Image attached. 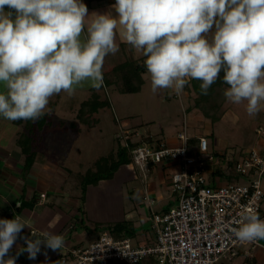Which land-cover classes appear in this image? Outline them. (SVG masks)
Instances as JSON below:
<instances>
[{"label":"clouds","instance_id":"obj_1","mask_svg":"<svg viewBox=\"0 0 264 264\" xmlns=\"http://www.w3.org/2000/svg\"><path fill=\"white\" fill-rule=\"evenodd\" d=\"M111 8L116 15L94 12L89 22L83 0H0V117L35 122L50 112L54 95L85 85L99 92L105 57L119 50L118 25L145 57L153 93L180 95L195 79L208 95L223 72L229 102H247L249 116L262 110L264 0H115ZM236 225L238 241L264 240L258 214L245 211ZM26 226L20 216L0 219V264H16L24 252L35 259L42 242L53 251L64 247L60 234L21 236ZM18 238L26 247L11 256Z\"/></svg>","mask_w":264,"mask_h":264},{"label":"crops","instance_id":"obj_2","mask_svg":"<svg viewBox=\"0 0 264 264\" xmlns=\"http://www.w3.org/2000/svg\"><path fill=\"white\" fill-rule=\"evenodd\" d=\"M98 1L83 0L90 14L87 18L89 22L93 19L91 14L94 12H112L113 15H116L114 9L111 8V5L115 4V0ZM120 27L122 26L118 25L117 29ZM115 42L119 48L118 53L116 52L118 58L116 61L106 63L103 68L112 62L129 58L131 53L136 54V51L138 52L137 49L128 45L122 38L118 40L116 36ZM140 57H143V55ZM135 58L138 57L132 59ZM88 88L90 96L93 88ZM55 104L53 102L49 103L50 112L48 115L50 118L48 119L64 121L63 119L53 118ZM101 108L103 107L99 109ZM70 121L72 120L64 121L66 124L62 128L54 129L49 128L48 123H44L39 127L35 124L36 122H33L36 138L32 139L31 135L30 145H33L32 141H34L37 148L34 150L32 163L28 169L23 168L25 153L22 152L21 146L16 141H5L0 144V219H14L15 216H20L28 225L22 230L21 236L23 237L44 239L45 233L63 235L65 244L60 250L53 251L42 242L40 252L34 263L36 260L43 263L46 259L51 262L58 254L63 253L74 245H87L90 243L98 233L95 232L93 239L90 240L88 238L89 233L93 232L82 228L81 224L79 225L80 222L90 228L94 225H99L101 229L107 224L126 219L134 227V233L130 237L134 243H152L155 237L151 227V212L165 210L175 202V195L170 189L169 177L171 172L178 169V166L172 161L151 163L143 173L130 162V167L122 164L110 178L100 179L95 184H87L83 205L79 211L80 201L77 197H74V188L71 187V184L69 185L70 173L63 171L65 168L70 172L71 170L59 165V162L56 163L55 158H52V156L54 152H58L54 149H58L59 143L63 142L66 145L69 143L67 137H64L65 132L71 137L69 139L74 140L78 138L82 129L93 128L98 122L92 126L76 123V126L72 127L69 124ZM13 122L12 124H16L19 127L20 123L25 121ZM18 127L15 129L17 131L15 136L19 137L20 133H18V130L20 129ZM134 133L139 135L137 130ZM198 136H202V134L194 136L195 139ZM141 137H148L156 142L163 140L161 135L151 133ZM48 139L51 143L46 146L45 142ZM168 143L177 144L178 140L169 141ZM217 159H219L218 162H208V171L211 177L218 176L224 181L227 179L226 177L232 175V170L222 165L225 162L223 155L222 157L218 156ZM125 167L132 168V170ZM134 181L139 184V187ZM166 190L168 191L167 198H163L161 193ZM41 193H44V196H40ZM50 196L52 199L48 200ZM154 196L159 201V207L156 210L151 207ZM56 198L61 199L62 208L56 204L58 211L61 213V218L51 219V216L55 215V211L51 210V208L55 205ZM142 199L144 201L147 200L145 204ZM46 204L47 206L44 207ZM39 206L42 207L40 208L43 209L42 211H38L37 207ZM31 229L35 231L32 233V237L29 232ZM22 247H26L25 241L18 238L10 253L16 256L15 253H18ZM21 255L20 257H23L25 254ZM21 260L23 259H16V264H21ZM251 261H253V264H263V252L260 249H256Z\"/></svg>","mask_w":264,"mask_h":264},{"label":"built area","instance_id":"obj_3","mask_svg":"<svg viewBox=\"0 0 264 264\" xmlns=\"http://www.w3.org/2000/svg\"><path fill=\"white\" fill-rule=\"evenodd\" d=\"M128 135L124 134L120 143L127 147L135 168L146 171L149 164L162 161H172L178 166L169 177L175 202L165 210L151 212L154 241L134 243L129 237H114L103 229L87 245L66 249L56 264H214L221 258L251 259L256 249L263 252L264 258V240L242 243L231 231L245 211L264 220L261 150L251 148L238 158L225 153L222 165L234 170L244 181H222L218 176H210L208 162L219 159L207 155L208 142L204 136L196 137L191 144L183 128L176 133L177 144L163 140L129 144Z\"/></svg>","mask_w":264,"mask_h":264},{"label":"rangeland","instance_id":"obj_4","mask_svg":"<svg viewBox=\"0 0 264 264\" xmlns=\"http://www.w3.org/2000/svg\"><path fill=\"white\" fill-rule=\"evenodd\" d=\"M122 31V27L117 29L116 36L118 40L122 38ZM142 55V52L138 50L136 54L131 53L129 59L134 57H138L135 59H141L144 57H140ZM117 58L116 53L107 55L104 65L116 61ZM142 76L144 83L137 92L123 93L119 91L122 87L121 78L119 74L113 73L111 78L114 82L112 85H104L99 92L96 91L101 99L108 100L109 103L93 113V116L99 119L95 127L87 129L81 125L84 129L80 131L78 138L74 140L69 139L71 137L65 132L64 137H67L69 143L66 145L61 142L58 149H54L58 151L54 152L52 156V158H55V162H59V165L71 170L70 172L65 168L66 171H63L70 173L69 185L71 184V187L74 188V197H77L80 202L84 184L82 176L86 172V176L91 171L93 172L97 166L96 161L115 149L119 142L123 141L122 137L126 133L129 134L128 136L131 137L132 142L141 141L140 139L145 141V137L140 138V136L151 133L161 135L164 142L169 144V141H177L176 133L185 128V133L188 136L202 134L206 137L208 142L207 155L222 157L226 153V155L238 158L239 155L251 148H257L264 153V105H262V110L259 113L249 116L246 112L247 102L241 104L229 102L223 94L227 87L223 86L221 88L217 87L216 92L209 99L200 100L201 106H196L197 94L190 82L180 95H177L172 89H163L153 93L147 70ZM88 87L85 85L77 88L73 95L61 92L51 97L49 103H56L53 118L63 119L65 122L74 120L78 105L89 97ZM203 110L207 111L208 117ZM210 114L218 116L219 119L212 122ZM12 123L14 122L0 117V144L5 141L17 142L18 136H15V132H17L15 129L18 126ZM23 125L24 122L20 123L18 133L23 132ZM55 127H58L57 124H55ZM136 130L139 135L134 133ZM148 139L150 140V138ZM45 143L47 146L51 142L48 139ZM127 165L131 164L126 163L125 166ZM127 169L132 170V168ZM142 172L144 173V171ZM231 174L230 177H226V180L244 181L234 170ZM260 180L264 189V174L260 177ZM134 183L136 182L134 181ZM136 185L139 187V184L136 183ZM161 194H163V198H167L168 191L166 190ZM50 199H52L51 196L48 200ZM83 201L80 204L83 205ZM145 201L142 199L144 204ZM56 204L62 208L61 199L56 198L55 205L51 208L55 211V215L51 216V219L61 218V213L58 211ZM46 206L47 204L44 205V207ZM151 207L154 210L159 207V201L155 196ZM37 208L38 211L43 210L40 209L42 208L40 206ZM262 209L264 215V203ZM94 234L89 233L88 238L93 239ZM22 254L25 255L23 257L18 256V258L23 259L20 261L21 264H38L39 260L34 263L38 254L35 259H28L26 252ZM56 260L54 257L51 262L46 259L43 263L56 264ZM246 262L247 259L244 256H236L232 259L221 258L214 264H246Z\"/></svg>","mask_w":264,"mask_h":264},{"label":"trees","instance_id":"obj_5","mask_svg":"<svg viewBox=\"0 0 264 264\" xmlns=\"http://www.w3.org/2000/svg\"><path fill=\"white\" fill-rule=\"evenodd\" d=\"M103 71V76H104V85H112L114 80L111 78L113 73L119 74L121 81H122V87L119 90L120 92L127 93V92H137L141 85L143 84L144 80L142 78V73L146 71V68L144 66V58L141 59H129L123 58L119 60L118 62H112L108 64L105 68L102 69ZM223 72L220 74V78L211 85L209 88L208 95H201L200 93V84L201 81L192 79L190 80L191 86L194 89V91L197 94L196 97V106H201L199 101L200 100H207L209 99L212 94L216 92L217 87H228L226 84L223 83ZM93 91L91 92L90 96L81 101V103L78 106L77 112H76V117L75 120H72L69 122V124L72 127L76 126V123H82L87 126H92L98 122V119L93 117V113L96 112L100 107H104L107 105L109 102L108 100H103L100 98V96L94 92L95 89H92ZM205 115L208 117L209 114H207V111L203 110ZM211 121H217L219 119L218 116L210 114ZM50 118L48 114H45L42 118L39 120L35 121L34 123L37 124L39 127H41L44 123H48L49 128L54 129L55 124H57V128H62L66 123L62 120L60 121H54ZM46 119V121H45ZM48 119V120H47ZM23 120H19L16 122H22ZM35 126L33 125V121L28 120L24 122V130L19 134V137L17 139V144L21 146L22 152L25 153V159H24V164L23 168L28 169L32 163L33 155H34V150L37 148L35 145L36 143L32 141L33 145H30V140H31V135L32 139L36 138V134L34 132ZM141 141L138 142H149L151 143L153 140L150 138V140L145 138V141L140 139ZM189 143L194 144L196 139L194 136H189L188 139ZM129 144L137 143V142H132L128 141ZM159 142V141H158ZM35 143V144H34ZM130 162V157L127 151V147L125 145H122L120 142L119 144L107 153L104 156H101L99 160L96 161L97 166L96 169L90 173L87 172L84 173L82 178L83 180V189H82V194H81V202L84 200V189H86L87 184H95L97 183L98 180L100 179H107L110 178L114 171L122 164H126ZM90 171V170H89ZM80 202V203H81ZM82 204L78 206V210H81ZM81 224V225H80ZM79 225L84 228L86 231H92L93 233L97 232L99 233L103 229H107L110 231V233L114 237H131V234L134 233V227L132 224L124 219L122 221H117L113 222L110 224L105 225L104 228L99 227V225H94L92 228L82 224L81 222ZM9 255L14 256L12 253H9ZM21 255V254H20ZM19 255V256H20ZM22 256V255H21ZM60 254H58L55 258L59 259ZM247 259L246 264H253V261L249 258Z\"/></svg>","mask_w":264,"mask_h":264}]
</instances>
